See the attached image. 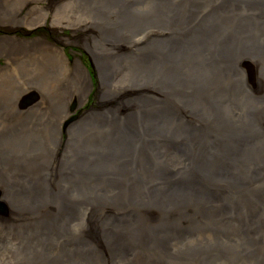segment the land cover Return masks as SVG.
I'll return each instance as SVG.
<instances>
[{
    "label": "bare ground",
    "instance_id": "1",
    "mask_svg": "<svg viewBox=\"0 0 264 264\" xmlns=\"http://www.w3.org/2000/svg\"><path fill=\"white\" fill-rule=\"evenodd\" d=\"M96 1L58 0L62 4L61 8L55 13L52 10L53 7L46 8L41 11L39 19L44 20L52 14L54 27L67 25L72 29H82L93 33L96 28L107 37L114 39L103 51L97 50L91 43L86 45L93 57L101 90L104 91L110 85L119 95L135 96L136 99L132 100L134 103L138 100L140 93L150 95L141 105L136 104L131 108L134 111L133 114L124 118L129 125H125L121 133L125 131V136L133 139L139 134L135 132L133 121L147 116L152 122L146 121L145 124L152 129H144L142 132L145 137L144 144L152 139L159 142V149L149 152L144 158L138 157L140 166L137 167L134 161L125 158V152L118 144L116 152L119 151V154L115 152L113 165L106 170L91 172L93 179L106 176L101 180L102 184L92 192L71 180L61 182L57 177L48 181L42 176L40 169L36 166L35 170L31 163L29 166L23 163L17 166L19 169H13L0 162V199L9 211V215L6 216L5 206L0 203V264H169V261H179L176 264H189L185 260H176L177 251L185 249L188 241H193L191 244L200 242L202 249L204 248L198 255L203 260L201 264H211V255L217 256L214 257V261L220 263L224 256L230 260L237 254H245L246 251L242 249L243 243L239 238L232 241L231 232H222V228L225 227L222 225L224 222L222 218L233 211L235 205L233 199L216 213L211 210L214 215H211V212L198 215L201 220L195 231L181 222L185 220L180 222L177 220L175 225H167L157 234L150 235L148 228H157L167 220L181 217L183 212H178L176 209L180 206L175 199H171V202L167 204V210L147 212V209L153 207L149 203L145 204V197L154 193H173L180 185L191 182V187L182 197L208 196L209 192L206 188L218 187V185L212 184L216 182L211 178V174L203 177L199 175L211 169L224 170L231 175L246 169L244 175L251 181H260L264 190V157L261 158L262 166L247 167L245 165L248 159L244 154L248 152L245 148L241 145L223 144L235 141L226 136L233 135L235 130L243 131L245 123L248 122L247 117L251 115L253 116L251 123L264 137V64L262 60L257 69L262 87L256 91L246 87L244 67L232 63L237 60L241 62V59H237L241 56L249 54L256 56L255 53H229L230 68L224 73H216V80L208 81L205 88H197L198 79L193 65L194 59H188L189 57L185 56L189 62L182 63L186 53H160V68L149 70L144 79L138 77L139 70L135 72L139 79L135 82L147 81L148 83L120 85L121 78L115 79L119 76L114 70L117 67L110 65L105 56L120 59L125 54L129 56L134 54L123 53L127 50L140 53L143 46L152 39L158 38L156 36L159 34L160 39L162 37L170 39L176 36L174 32H178V36L187 35L178 37L177 41H188L190 36L194 37L191 43L199 41L195 37L201 33L188 34L190 30L187 29L192 28L194 24H199L204 15L209 16L207 12L210 7L200 10L198 4L203 2L212 5V0H172L170 10L172 26L164 18L151 17L145 20L138 15H129L126 18L125 9L132 6L133 0H106L101 8L95 5ZM195 1L197 3L194 5ZM175 2L185 4L175 6ZM215 4L234 14L264 21V0H216ZM181 8L185 9L184 12ZM183 24L187 29L180 34ZM96 37L97 34L94 38ZM180 44L185 43L180 42ZM226 44L232 45V41L227 40ZM42 46L47 50L44 53L49 55L38 51L28 56L29 60H36L39 66L31 73H26V69H23L20 76L23 84L17 91L18 95L22 94L23 88L35 87L39 89V96L47 97L48 92L45 89L40 90L41 85L36 81L34 84H26L30 77L39 79L44 86L64 84V86L74 85L81 89L89 83L90 77L80 59H76L70 65L61 48L38 44V47ZM161 88L170 90V93L161 94ZM173 90H180L182 93L176 97ZM176 100L182 104L176 103ZM40 109L38 107V110ZM5 112L6 110L3 113ZM34 112L35 104L19 110L9 122L13 123L14 120L21 122L25 120L24 117ZM238 112L240 117L234 126L235 130L231 126H224L223 123L232 121ZM2 121L6 120L1 115V129L6 130L12 126L3 124ZM170 123L172 125H168ZM152 124L158 125L153 127ZM220 126L223 128L221 129ZM223 136L226 138L221 141L218 137ZM253 141L254 137L250 136L249 143ZM3 142L0 134V148ZM118 142L120 141H116ZM128 142L135 145L140 142V137L137 136ZM135 146L142 148L141 145ZM213 146L224 153L237 152L241 164H234L229 157L211 159L208 152H211ZM56 152L57 150H52L47 160L48 168L52 169V175L58 172L59 175L69 177L85 165L79 155L70 157L65 154V151H61L57 156ZM156 152H158L157 155H155ZM157 162L160 168L154 170L155 175L149 177V182L143 168L145 165H150L156 169ZM135 168H137L136 172L130 173L131 188L135 194L130 196H140V198L129 197L120 205L112 204L111 202L126 197L122 196L121 192L115 191V177L127 174L130 169ZM37 169L41 175L38 174ZM220 173L224 178L220 188L225 196L230 197L226 192L228 184L225 182L229 175L221 171ZM140 185L142 188L135 191L134 189ZM232 185L241 186L238 189L234 188L232 192L249 194L252 190L246 181L244 184ZM190 207L191 211L197 214L198 207ZM252 209L256 210L255 207ZM236 212L241 214L243 206H237ZM120 214L121 216H118ZM249 216L247 214V217ZM253 218L257 223L258 217ZM242 219L246 223L245 214ZM254 221L251 220V227H256ZM213 230L221 234L223 244L216 242L212 234L217 233ZM145 236L150 237L152 244H144L142 238L144 239ZM260 242H262L261 239ZM211 247L214 251H211ZM169 251L174 258L168 261ZM243 259L246 262L245 255ZM260 262H264V259L261 258Z\"/></svg>",
    "mask_w": 264,
    "mask_h": 264
},
{
    "label": "rangeland",
    "instance_id": "2",
    "mask_svg": "<svg viewBox=\"0 0 264 264\" xmlns=\"http://www.w3.org/2000/svg\"><path fill=\"white\" fill-rule=\"evenodd\" d=\"M105 1L97 0L95 5L101 8L104 6ZM133 2L132 6L125 9L126 18L129 15H138L139 18L145 20H149L151 17L164 18L172 26V13L170 11L172 0H133ZM22 3L23 5H21ZM196 3L197 1L194 2V5ZM215 3L216 0H212V5L211 3L209 5L203 2L198 4L200 10L210 7V10L207 12L209 16L204 15L199 24H194L192 28L189 27L187 29L183 24L180 29V34L186 29L190 30L188 34L200 32L201 34L195 37L199 41L191 43V39L194 38L191 36L188 41H177L179 38L187 35L178 36V32H174L176 36L170 39L163 37L160 39L161 36L159 34L156 36L158 38L152 39L143 46L140 53L127 50L123 53L134 54L131 56L125 54L120 59L114 56H105L110 65L117 67L114 70L117 71L120 77L116 76L115 79L121 78L120 85L124 83H148L147 81L135 82V80H139L135 72L139 70L138 77L144 79L149 70L160 68V53H186L182 63H188V59H194L195 63L193 65L196 69V78L198 79L197 88H205V84L208 81L211 80L212 82L216 80V73H224L230 68L228 62L229 53H255L256 56L251 54L241 56L237 58L241 59V62L237 60L232 61V63L244 67V82L246 87L252 91L259 90L262 84L257 69L260 60L264 64V21L241 14H234V12L220 8ZM184 4V2H175V6H182ZM61 5V2H58V0H0V116L2 115L6 120L2 121L3 124L12 125L6 130L0 128L1 138L4 141L0 148V162L5 164L4 166L7 165L13 169H19L17 166L23 163L28 166L31 163L34 166L33 168L37 166L40 169L42 176L48 181L57 177L61 182L71 180L78 186L92 192L102 184L101 180L105 179L106 176L93 179L91 172L106 170L113 165V156L118 148V144H120L122 150L125 152V158L129 161H134L138 167L140 166L138 164V157L144 158L149 152L159 149V142L151 139L144 144L143 139L145 137L142 132L144 129H152V127H148L145 124L146 121H150L147 116L133 121L132 124L135 132L139 133L135 137H140V142L135 145H141V149L128 142L132 141L135 137L128 139L125 136V131H123V134L121 133V129L125 125H129V122H126L127 120L125 121L124 118H128L133 114L134 111L131 108L136 104L138 106L141 105L150 95L140 93L138 100L134 103L132 100L136 99L135 96L119 95L116 93V89L110 85L104 91L101 90L93 57L86 45L87 43H91L97 50L103 51L107 49L106 45L112 42L113 38L107 37L96 28L94 29L95 33H93L83 31L82 29H72L67 25L54 27L52 26L54 18L52 14L44 20L39 19L41 11L53 7L52 10L55 13L61 8ZM188 8L190 7L188 6ZM181 10L184 12L185 9L181 8ZM116 23L119 25L118 21ZM126 24L128 23L126 22ZM96 34L97 37L94 38ZM227 40L232 41V45H227ZM180 42H184L185 44H180ZM38 44L61 48L70 65L76 59H80L87 69L90 77L89 83L81 89L74 85L64 86V84L60 86H44L39 79L30 77V80L26 84H34L36 81L41 85L40 90L45 89L48 92L47 97L39 96V89L37 90L35 87L31 89L23 88L21 90L22 94L18 95L17 91L23 84L20 77L23 69H26V73H31L39 66L36 60H29L28 56L38 51H41V53L47 52L44 46L38 47ZM109 50L112 51L113 49ZM44 54L49 55V53ZM185 56L189 58L187 59ZM6 65L8 66L6 67ZM133 71L134 73H132ZM120 85L117 90H119ZM173 92L176 93V97L182 93L180 90H173ZM160 93H166L167 95L170 93V90L161 88ZM32 95L35 96L33 102L24 105L25 100ZM12 103L14 104L13 106ZM176 103L182 104L178 100H176ZM34 104L35 112L24 117L25 120L21 122H15V120L13 123L9 122L12 116L17 114L19 110ZM38 107L41 109L38 110ZM5 110L6 112L3 113ZM203 114L206 115L207 113ZM239 117L240 113L238 112L232 121L223 123L224 126H231L234 129V126L239 121ZM252 117V115L247 117L248 122L245 123L243 131L234 129L233 135L229 134L226 136L235 139L234 142L223 143L227 145H241L245 148L248 152L244 154L248 159L245 165L247 167L262 166L261 158L264 157V137L258 133L255 126L251 123ZM157 125L152 124L153 127H157ZM168 125H172V123ZM220 127L221 129L223 128V126ZM250 136L254 137V141L251 143H249ZM226 137L218 138L222 141ZM116 141L120 142L116 143ZM127 145L129 147H126ZM54 149L57 150V156L60 155L61 151H65V154L70 157L79 155L85 163L84 167L78 169L74 175L69 177L59 175L58 172L56 175H52V169L48 168L47 160L48 155ZM116 153L119 154V151ZM157 154L158 152L155 153V155ZM208 154L211 155V159L229 157L234 164H241L237 152L224 153L217 150L216 146H213L211 152H208ZM156 166V169H153L150 165H145L143 168L149 182V177L155 175L154 170L160 168L158 162ZM136 169H130L127 174L115 177V191L121 192V195L126 197L111 202L112 204L120 205L126 202L129 197L140 198V196H130L131 194H135L131 188L130 173L136 172ZM245 170H239L231 175L224 170L211 169V171H206L199 175L203 177L211 174V178L216 182L211 183L219 187L211 186L206 188L209 192L208 196L182 197L189 190L192 182L180 185L173 193L147 195L146 190L145 204L149 203L153 207L147 209V212H156V210L161 209L167 210V204L171 202V199L178 201L180 207L176 209L178 212H183L181 217L177 216L173 220H167L157 228H148V233L150 235L157 234L165 226L175 225L177 220L179 222L185 220V222H181L195 231L201 220L198 218V215H205L211 212V210L216 213L223 205L229 204L233 199L235 202L233 211L225 218H222V221H224L222 225L225 226L222 228V232H231L232 241L239 238L243 243L242 249H245L246 253L237 254L230 260L224 256V259L220 263L214 261V257L217 256L211 255V264H264V262H260L261 258L264 259V190H262L263 186L260 181H251L244 175ZM220 171L229 175L225 182L228 184L226 192L229 193L230 197L225 196L224 191L220 188V184L224 181ZM37 172L41 175L38 169ZM245 181L252 188L249 194L232 192L234 188L238 189L241 187L232 184H244ZM57 184L59 183L57 182ZM141 188L142 185L136 187L134 190L138 191ZM0 203L5 206L6 216L9 215V211L1 199ZM241 205L243 206V212L238 214L236 207ZM190 206L198 207L197 214L191 211ZM253 207L256 210H253ZM58 211L61 212V209L58 208ZM243 214L246 215V223L242 219ZM247 214L250 216L247 217ZM211 215L214 214L211 212ZM118 216H121V214ZM254 216L258 217L257 223L254 221L255 218L252 219ZM251 220L256 223V227L250 226ZM213 232L215 231L213 230ZM212 236L216 238L218 244L224 243L221 234H212ZM260 239L263 243L260 242ZM142 241L146 245L152 244L148 236H145L144 239L142 238ZM195 241L199 242L198 240ZM192 242H186V248L177 251L178 258L176 260H185L189 264H201L203 262L198 255L204 248L202 249L200 242L191 244ZM211 251H214L212 247ZM244 255L246 262L243 259ZM173 258L174 255L169 251L167 260L169 261ZM178 262L169 261V264H176Z\"/></svg>",
    "mask_w": 264,
    "mask_h": 264
},
{
    "label": "water",
    "instance_id": "3",
    "mask_svg": "<svg viewBox=\"0 0 264 264\" xmlns=\"http://www.w3.org/2000/svg\"><path fill=\"white\" fill-rule=\"evenodd\" d=\"M34 99H35V96H34V95H32L31 97H28V98L25 100L24 105L28 104L29 102H31V101L34 100Z\"/></svg>",
    "mask_w": 264,
    "mask_h": 264
}]
</instances>
